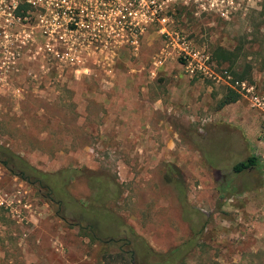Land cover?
<instances>
[{
	"label": "rangeland",
	"instance_id": "obj_1",
	"mask_svg": "<svg viewBox=\"0 0 264 264\" xmlns=\"http://www.w3.org/2000/svg\"><path fill=\"white\" fill-rule=\"evenodd\" d=\"M178 33L210 74L186 69ZM227 86L241 96L220 108ZM250 95H264V0H39L0 18L1 144L44 171L116 176L134 245H187L182 264H264V124ZM71 188L90 193L83 176ZM186 208L207 221L191 244ZM120 252L0 165V264H128Z\"/></svg>",
	"mask_w": 264,
	"mask_h": 264
},
{
	"label": "trees",
	"instance_id": "obj_2",
	"mask_svg": "<svg viewBox=\"0 0 264 264\" xmlns=\"http://www.w3.org/2000/svg\"><path fill=\"white\" fill-rule=\"evenodd\" d=\"M30 7L31 4L29 3L20 4L16 10L17 15L26 16ZM218 51L223 59H230L232 55H236L233 50L226 48H219ZM245 75V73L240 74L238 79L245 80ZM240 96L241 94L236 88L227 86L218 106L222 108L227 103L237 101ZM226 125L233 126L230 123H226ZM236 129L239 130V128ZM202 148L205 152L211 150L208 145H202ZM256 160L254 155L248 156L246 159L233 164V169L237 173L241 172L254 166ZM0 165L11 175L36 188L42 197L53 204L55 215L63 223L77 227L83 236L92 242L100 243L106 251L110 250L112 244H118L121 249L119 256L127 259L128 264L183 263L187 245L173 247L165 253L156 251L141 238V246L134 245L136 235H134L133 229L122 219L116 208V203L123 193L122 188L117 177L106 170H88L84 173L81 169L67 166L44 171L15 152L13 148L1 144V142ZM210 165L213 164L210 163ZM82 176L90 189L85 200L77 197L71 188L72 179ZM176 187L179 189L181 202L185 204L184 188L180 184H177ZM186 209L183 211L184 218L190 222L191 214L196 211L193 210L190 214ZM206 223L207 221L200 223V219H197L196 224L190 222L193 236L189 238L188 244H191L196 236L202 233Z\"/></svg>",
	"mask_w": 264,
	"mask_h": 264
},
{
	"label": "built area",
	"instance_id": "obj_3",
	"mask_svg": "<svg viewBox=\"0 0 264 264\" xmlns=\"http://www.w3.org/2000/svg\"><path fill=\"white\" fill-rule=\"evenodd\" d=\"M39 0H0V18L9 19L11 16L23 17L17 15L16 10L20 4H36ZM13 3V4H12ZM175 44L179 50V57L183 60V64L187 70L193 75L197 72L203 74H210L209 56L200 52L199 50L192 49L189 45L187 38L179 33L175 37ZM245 87L246 83L242 82ZM250 105L254 107L259 113L262 123L264 124V95H250L246 97Z\"/></svg>",
	"mask_w": 264,
	"mask_h": 264
},
{
	"label": "flooded vegetation",
	"instance_id": "obj_4",
	"mask_svg": "<svg viewBox=\"0 0 264 264\" xmlns=\"http://www.w3.org/2000/svg\"><path fill=\"white\" fill-rule=\"evenodd\" d=\"M7 77L9 78L10 76H7ZM8 78H7V79H8ZM7 81H8V80H7Z\"/></svg>",
	"mask_w": 264,
	"mask_h": 264
}]
</instances>
